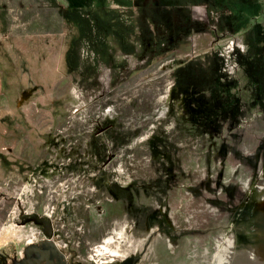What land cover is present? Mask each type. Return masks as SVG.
I'll return each instance as SVG.
<instances>
[{
  "label": "rangeland",
  "instance_id": "rangeland-1",
  "mask_svg": "<svg viewBox=\"0 0 264 264\" xmlns=\"http://www.w3.org/2000/svg\"><path fill=\"white\" fill-rule=\"evenodd\" d=\"M9 2L0 264H264V0Z\"/></svg>",
  "mask_w": 264,
  "mask_h": 264
},
{
  "label": "flooded vegetation",
  "instance_id": "flooded-vegetation-1",
  "mask_svg": "<svg viewBox=\"0 0 264 264\" xmlns=\"http://www.w3.org/2000/svg\"><path fill=\"white\" fill-rule=\"evenodd\" d=\"M73 215V222L75 223V210H71ZM25 223H28L32 220V216H24ZM49 219V218H44ZM34 222V221H33ZM45 225L37 224L41 228V232L46 235V241L43 243L45 246L41 245H31L29 251L31 254L25 259L24 264H67L66 256L62 252H55L52 248L53 243V223L51 219L49 222H45ZM76 225V223H75ZM50 232V235L48 234Z\"/></svg>",
  "mask_w": 264,
  "mask_h": 264
},
{
  "label": "crops",
  "instance_id": "crops-1",
  "mask_svg": "<svg viewBox=\"0 0 264 264\" xmlns=\"http://www.w3.org/2000/svg\"><path fill=\"white\" fill-rule=\"evenodd\" d=\"M9 1H11V0H0V5H2L3 7H4V9H7V7H9L8 6V4H10V2ZM9 16L8 15H6L5 14V16H3V19H2V23L3 24H0L1 26L2 25H7L6 27H9L10 26V24H9V22H8V18ZM28 21H29V18H27L26 20H25V23H14V25L16 26V27H19L17 30L15 29V30H12V36H15V37H23L24 35H25V33H27V35H31V36H33L30 32H29V30H28V28H24L25 26L27 27L28 25ZM18 22V21H17ZM0 23H1V21H0ZM17 32V33H16ZM11 37V36H10Z\"/></svg>",
  "mask_w": 264,
  "mask_h": 264
},
{
  "label": "trees",
  "instance_id": "trees-1",
  "mask_svg": "<svg viewBox=\"0 0 264 264\" xmlns=\"http://www.w3.org/2000/svg\"><path fill=\"white\" fill-rule=\"evenodd\" d=\"M69 1V5H71V6H74L75 4H76V1H78V0H68ZM145 1V0H144ZM150 2H154V4H157V2H155V0H149ZM210 2H212L213 0H209ZM159 4V3H158ZM74 8H76V7H74ZM180 8L178 7L177 8V11H175V7L173 8V9H171V11H170V13H169V15H172V17L174 18V20H180L181 19V16H180V13H178V10H179ZM182 17H183V15H182Z\"/></svg>",
  "mask_w": 264,
  "mask_h": 264
},
{
  "label": "water",
  "instance_id": "water-1",
  "mask_svg": "<svg viewBox=\"0 0 264 264\" xmlns=\"http://www.w3.org/2000/svg\"><path fill=\"white\" fill-rule=\"evenodd\" d=\"M31 216L33 217L32 220L37 223V224H42V225H45L46 223L45 222H49V219H44L42 217H39L37 214H31ZM262 216L264 217V213L262 214ZM23 218V217H22ZM26 220H23L21 223H25ZM263 224H264V220H263ZM261 231L263 232L264 234V225L262 226V229ZM50 235V232L48 233Z\"/></svg>",
  "mask_w": 264,
  "mask_h": 264
},
{
  "label": "bare ground",
  "instance_id": "bare-ground-1",
  "mask_svg": "<svg viewBox=\"0 0 264 264\" xmlns=\"http://www.w3.org/2000/svg\"><path fill=\"white\" fill-rule=\"evenodd\" d=\"M22 20V19H21ZM24 39V38H23ZM29 39V38H28ZM15 41V40H14ZM23 43V42H22ZM22 45V44H21ZM26 45V44H25ZM26 46H29V45H26ZM21 47H24V46H21ZM23 49V48H22ZM27 49V48H26ZM28 49H30L29 47H28ZM32 49V48H31ZM51 71V70H50ZM29 78V77H28ZM26 95H27V93H24V95L23 96H25L26 97ZM108 246V244H104L103 245V247H102V249H105L106 247Z\"/></svg>",
  "mask_w": 264,
  "mask_h": 264
}]
</instances>
